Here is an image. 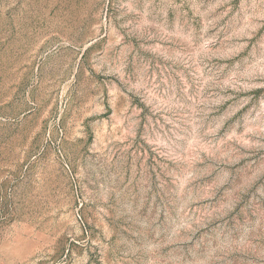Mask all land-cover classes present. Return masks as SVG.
<instances>
[{
	"label": "rangeland",
	"instance_id": "obj_1",
	"mask_svg": "<svg viewBox=\"0 0 264 264\" xmlns=\"http://www.w3.org/2000/svg\"><path fill=\"white\" fill-rule=\"evenodd\" d=\"M0 264H264V0H0Z\"/></svg>",
	"mask_w": 264,
	"mask_h": 264
}]
</instances>
